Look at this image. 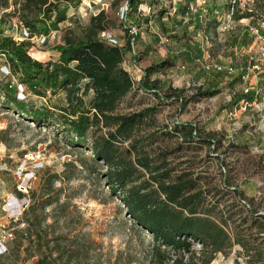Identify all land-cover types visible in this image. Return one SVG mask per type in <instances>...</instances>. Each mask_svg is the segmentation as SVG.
<instances>
[{
    "label": "rangeland",
    "instance_id": "374dc122",
    "mask_svg": "<svg viewBox=\"0 0 264 264\" xmlns=\"http://www.w3.org/2000/svg\"><path fill=\"white\" fill-rule=\"evenodd\" d=\"M50 1H57V7L65 10L66 19L57 29L50 27L46 34L34 32L47 37L44 43L27 40L33 45L32 51L42 54V61L60 54L58 47L65 37L84 38L91 17L101 10L107 26L105 36L99 32L100 37L124 43L128 34L137 32L136 27H131L125 34L129 25L124 17L127 0ZM186 1L149 0V5H141V13L154 16L156 21L144 24L138 31L143 43L135 42V57L128 51L123 63L140 78L142 67L172 57L175 65L162 68L152 78L173 89L182 88V99L186 102L181 104L173 96L166 97L165 92H160L162 99H158L153 92L134 85L121 99L116 112L126 114L157 106L132 138L139 139L138 146L153 158L154 164L162 166L159 172L170 169L171 179L181 176L193 181L190 192H197L200 197L197 215L216 221L229 234L232 245L226 253L216 252L209 264H264V84L259 74L264 70V57L256 51L253 38L248 40L244 34L247 20L234 21L233 28L226 31L219 28L215 32L208 26L209 32L203 34L201 29H207L211 19L208 13L215 5L219 6L214 11L218 22L227 20L223 5L230 0H188L191 13L198 16L202 28L194 26L193 21L185 32L179 23L180 15L174 17L173 11L175 4ZM160 10H167L161 21L157 20ZM8 12L0 11V37L14 38L20 31L19 23L17 17L5 14ZM261 28L264 30V23ZM186 45L194 48L199 45L201 54L194 49L192 58L188 57ZM32 51L29 50L30 55ZM250 57L260 71L248 67ZM4 60L0 56V234L6 229L14 232L26 227V223L16 222L32 204L39 219L44 217L43 225L57 222L56 231L69 236L81 233L94 240L99 247V263L148 264L152 235L136 226L127 215L120 192L116 195L110 192L104 179L105 166L93 165L91 151L83 146L66 145L54 126L37 125L18 113L3 95V91L7 96L15 93L22 99L18 94V77L4 69ZM230 66L235 69L233 74L225 71ZM239 72H244V81L230 86L227 82ZM212 82L220 89L219 93L198 94L199 87ZM239 92L254 94L253 99L221 107ZM26 95L24 102L28 105L64 103V92L53 96L51 102L31 92ZM47 95L51 96L49 91ZM189 124L196 128L197 137L187 136ZM202 137L208 139L203 141ZM128 144L125 141L120 146L125 148ZM53 172L60 179L54 184L52 203L42 211L40 177ZM146 177L147 174L143 178ZM25 247L23 241L17 248L20 259L26 254ZM162 250L164 256L174 253L163 247ZM191 250L202 258L210 253V248L202 249L197 240L192 241ZM34 260L35 257L23 259L16 264H32Z\"/></svg>",
    "mask_w": 264,
    "mask_h": 264
},
{
    "label": "trees",
    "instance_id": "16d2710c",
    "mask_svg": "<svg viewBox=\"0 0 264 264\" xmlns=\"http://www.w3.org/2000/svg\"><path fill=\"white\" fill-rule=\"evenodd\" d=\"M148 1L127 0L124 17L129 25L125 31L136 27L137 32L130 36L128 34L122 45L99 36V32L107 26V20L103 23L105 16L102 10L91 17L84 38L65 37L64 43L58 47L60 54L47 61H42V54L36 51L29 54L30 43L27 40L16 42L9 36L0 37V56L8 64L10 73L17 75L19 82L25 86L22 99L17 98L15 93L7 96L3 91V95L18 109V113L37 125L54 126L66 145L83 146L91 151L93 165L105 166L104 179L110 192L113 195L120 192L127 215L136 226L152 235L148 264H209L216 252L226 253L230 248L233 242L229 234L216 221L197 215L200 197L197 192H190L193 181L181 176L171 179L170 169L159 172L162 166L154 164L153 158L138 146L139 139L132 138L133 132L156 111L157 106L126 114L116 112L117 105L134 85L153 92L158 99H162L160 92H165L166 97L173 96L181 104L186 102V99H182V88L173 89L163 85L158 78H152L162 68L175 65L172 57L144 66L136 82L123 65L126 52H133L135 57V42L143 43L138 31L144 24L156 21L154 16L151 18L150 14L145 15L140 11L141 5L150 4ZM223 8L230 13L233 21H248L244 30L248 40L252 38L249 27L264 32L261 28L264 23V0H230ZM218 9L219 6L215 5L208 13L211 19L207 22V29H201L203 34L209 32V27L215 32L220 28L221 22L214 13ZM1 10H9L5 14L17 17L18 22L31 33L46 34L50 27L57 29L58 24L66 19L65 10L57 7V1L50 0H0ZM165 12L167 10H160L157 20L161 21ZM177 15H180L179 23L183 24L185 32L193 21L194 26L202 28L198 16L191 13L188 0L184 4L179 2L174 5L173 16ZM144 48L150 49V46ZM194 49L201 54L199 45L196 48L188 45V57L192 58ZM241 76L239 72L227 83L233 86L242 79ZM47 91L51 96L47 95ZM197 91L199 95L212 96L220 89L212 82L204 88L199 87ZM29 92L47 98V102L64 92V103L28 105L24 101ZM253 96L244 92L234 93L221 107L237 106L241 102L251 101ZM186 133L189 138L197 137L196 128L191 125ZM207 137L201 139L205 141ZM125 141L129 144L122 148L120 145ZM146 174L147 177L143 178ZM59 179L56 172L41 175L42 211L52 203L51 193ZM18 194L22 195L21 192ZM43 220L44 217L39 219L34 212L32 204L24 209L16 223L24 222L26 227L11 232L14 237L9 252L0 255V264H16L19 260L34 257L32 264H102L99 263V247L94 240L81 233L69 236V233L56 231L59 229L57 222L43 225ZM194 240L201 244L202 249L210 248L206 258L196 256L191 250ZM23 241H26V254L20 259L17 248ZM162 247L174 253L164 256Z\"/></svg>",
    "mask_w": 264,
    "mask_h": 264
},
{
    "label": "built area",
    "instance_id": "2783aa9c",
    "mask_svg": "<svg viewBox=\"0 0 264 264\" xmlns=\"http://www.w3.org/2000/svg\"><path fill=\"white\" fill-rule=\"evenodd\" d=\"M233 1H235V0H233ZM227 16H228L227 20L222 21L220 24V30L221 31L229 30V29L233 28V26H234L232 24V23H234V21L231 19L230 13H228ZM18 25H19L20 31L14 38L12 37V39H14L16 42H20L22 40H28V41H31L33 44L36 42L42 44L47 40V37L45 35L40 34L37 36L35 33H31V31L26 26H23L20 23ZM249 32H250L251 37L255 41L254 44H255L256 51L264 57V32L259 31L255 27H249ZM105 34H106V32L102 31L100 36H105ZM105 39L111 40L108 37H105ZM32 49H33V45H31L29 47V50L32 51ZM2 63H4V69L9 70V66L6 63V61L4 60V62H2ZM248 67H250L251 70H257L258 69L260 71V68H258V66L255 64L253 57L249 58ZM215 68H216V70L220 69V67H218V66H215ZM0 70H2L1 66H0ZM226 70L229 74H233L235 71V69L232 66L227 67ZM128 72L130 73L133 80L139 79V77L136 78L130 70H128ZM9 73H10V70H9ZM259 74H260V81L262 82V84H264V70L262 71V69H261ZM241 78L244 81V78H245L244 72H242ZM17 86L20 88L18 94L19 95L24 94L25 86L20 82L17 83ZM248 89L249 88L247 86L244 89V91L246 92V91H248ZM9 217L11 218V215H9ZM11 234L12 233H11L10 229L3 230V233L0 234V255L7 254L9 252V246L11 243Z\"/></svg>",
    "mask_w": 264,
    "mask_h": 264
},
{
    "label": "crops",
    "instance_id": "0c3cea01",
    "mask_svg": "<svg viewBox=\"0 0 264 264\" xmlns=\"http://www.w3.org/2000/svg\"><path fill=\"white\" fill-rule=\"evenodd\" d=\"M118 44H120V45H122L123 44V42H121V41H118L117 42ZM124 61H125V59H124ZM143 68V67H142Z\"/></svg>",
    "mask_w": 264,
    "mask_h": 264
},
{
    "label": "bare ground",
    "instance_id": "6f19581e",
    "mask_svg": "<svg viewBox=\"0 0 264 264\" xmlns=\"http://www.w3.org/2000/svg\"><path fill=\"white\" fill-rule=\"evenodd\" d=\"M212 264H216V263H212Z\"/></svg>",
    "mask_w": 264,
    "mask_h": 264
},
{
    "label": "water",
    "instance_id": "95a60500",
    "mask_svg": "<svg viewBox=\"0 0 264 264\" xmlns=\"http://www.w3.org/2000/svg\"><path fill=\"white\" fill-rule=\"evenodd\" d=\"M212 263H213V262H212ZM212 263H211V264H212Z\"/></svg>",
    "mask_w": 264,
    "mask_h": 264
}]
</instances>
